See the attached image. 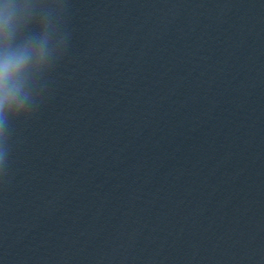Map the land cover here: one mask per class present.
Listing matches in <instances>:
<instances>
[{
  "label": "water",
  "instance_id": "water-1",
  "mask_svg": "<svg viewBox=\"0 0 264 264\" xmlns=\"http://www.w3.org/2000/svg\"><path fill=\"white\" fill-rule=\"evenodd\" d=\"M70 42L149 81L264 158V0H69Z\"/></svg>",
  "mask_w": 264,
  "mask_h": 264
},
{
  "label": "clouds",
  "instance_id": "clouds-1",
  "mask_svg": "<svg viewBox=\"0 0 264 264\" xmlns=\"http://www.w3.org/2000/svg\"><path fill=\"white\" fill-rule=\"evenodd\" d=\"M69 0H0V182L9 177L16 127L50 95L71 34Z\"/></svg>",
  "mask_w": 264,
  "mask_h": 264
}]
</instances>
